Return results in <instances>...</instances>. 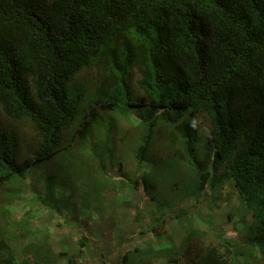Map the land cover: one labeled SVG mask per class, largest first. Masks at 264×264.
<instances>
[{
	"label": "trees",
	"instance_id": "1",
	"mask_svg": "<svg viewBox=\"0 0 264 264\" xmlns=\"http://www.w3.org/2000/svg\"><path fill=\"white\" fill-rule=\"evenodd\" d=\"M134 67L141 94L128 83ZM85 70L94 73L88 95L78 78ZM83 102L78 140L102 112L137 109L146 133L141 168L154 128L174 125L194 173L190 195L211 191L215 202L228 185L252 217L243 242L190 225L178 246L136 248L123 264L264 262V0H0V193L64 149L62 133ZM199 118L207 135L197 157ZM11 123L33 129V156L21 159L22 135ZM61 248L55 253L48 235L32 236L0 264H83L97 247L80 236Z\"/></svg>",
	"mask_w": 264,
	"mask_h": 264
},
{
	"label": "rangeland",
	"instance_id": "2",
	"mask_svg": "<svg viewBox=\"0 0 264 264\" xmlns=\"http://www.w3.org/2000/svg\"><path fill=\"white\" fill-rule=\"evenodd\" d=\"M78 78L88 88L86 95L92 93L93 71L85 70ZM139 80V71L134 67L128 83L136 94H141L137 87ZM85 108L83 102L75 120L63 131L64 149L52 160L34 165L25 179L13 181L0 193V261L9 249L19 255V249L32 236L40 239L48 235L55 253L62 250L61 246H70L85 236L97 248L82 261L78 260L83 264H123V255L136 248H166L172 243L178 246L190 225L200 231L211 227L236 243L244 241L243 234L252 217L244 212L230 186H223L215 202L212 197L218 194L211 191L198 199L190 195L194 173L176 126L160 123L154 128L145 151V163L139 168L136 155L146 134L141 112L137 109L102 112L91 135L80 141L76 130ZM11 125L21 132L24 140L21 159L33 156L26 153L29 145H37L33 129ZM206 125L203 118L195 124L199 137L195 144L197 157L207 135ZM164 168L167 174L159 176ZM146 186L149 195L145 193ZM10 192L15 196L7 202L3 197ZM181 209L188 212L189 219L174 218ZM158 217L160 221L153 225ZM157 233L163 239L160 244ZM236 263L247 264L241 257H237ZM256 264L264 262L259 257Z\"/></svg>",
	"mask_w": 264,
	"mask_h": 264
},
{
	"label": "clouds",
	"instance_id": "3",
	"mask_svg": "<svg viewBox=\"0 0 264 264\" xmlns=\"http://www.w3.org/2000/svg\"><path fill=\"white\" fill-rule=\"evenodd\" d=\"M76 118V117H75Z\"/></svg>",
	"mask_w": 264,
	"mask_h": 264
}]
</instances>
